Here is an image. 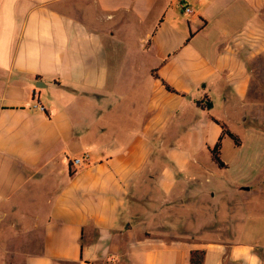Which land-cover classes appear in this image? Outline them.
Masks as SVG:
<instances>
[{"label":"crops","instance_id":"1","mask_svg":"<svg viewBox=\"0 0 264 264\" xmlns=\"http://www.w3.org/2000/svg\"><path fill=\"white\" fill-rule=\"evenodd\" d=\"M251 103L263 110L264 0H0V222L23 229V264H264L248 200L219 210L225 225L166 235L214 220L197 203L210 165L149 156L172 131L211 156L214 118L236 133Z\"/></svg>","mask_w":264,"mask_h":264},{"label":"rangeland","instance_id":"2","mask_svg":"<svg viewBox=\"0 0 264 264\" xmlns=\"http://www.w3.org/2000/svg\"><path fill=\"white\" fill-rule=\"evenodd\" d=\"M46 94L43 91V97ZM263 110L256 112L254 103L247 107V111L239 116V122L234 125L235 132L242 139L240 145H235L232 139L228 136L224 137L221 146V157L227 162V166H219L210 156L208 149L200 144L199 138L192 141L189 137L190 132L176 131L167 133V141L163 145H157L152 148L149 156L155 159H161L166 166L180 167L179 161L187 157L188 164H184V168L180 167L181 172H184L188 165L190 167H206L209 163L210 168L205 172L207 178L204 177L198 184L204 187L205 194L199 195V206L207 205L215 209L214 220L203 221L197 227L186 228V226H165L166 235L181 234L180 232L194 233L205 231V228H216L224 224L227 218L225 213L219 212L221 208L238 206L248 200V208L264 212V105ZM219 112L221 110L219 109ZM199 114L206 116L205 111L200 110ZM245 116V117H244ZM204 120V118H200ZM244 120V121H243ZM241 121V122H240ZM209 127L206 130L207 139L210 141V136L214 131ZM192 159H198L192 163ZM251 186L248 190L243 187ZM203 197V198H202ZM204 199V200H203ZM243 201V202H242ZM21 215V213H20ZM186 212H182V216ZM14 216H9L0 222V264H3V256L5 252L9 253L5 264H23V252L30 245L26 242L20 243L23 229L18 223L12 224ZM12 221V222H10ZM28 220L23 224L26 225ZM226 227V226H225ZM230 227V226H228ZM232 229V228H230ZM21 233V234H19ZM20 241V242H19Z\"/></svg>","mask_w":264,"mask_h":264},{"label":"trees","instance_id":"3","mask_svg":"<svg viewBox=\"0 0 264 264\" xmlns=\"http://www.w3.org/2000/svg\"><path fill=\"white\" fill-rule=\"evenodd\" d=\"M165 84H166V87L168 89H172L170 87V85H168L167 83H165ZM205 105L209 107L211 105V103L210 102H207V104H205ZM214 119L221 125V133L218 136V139L216 140V142L209 149H210V152H211L212 159L219 166H224V161L222 160L221 155H220V148H221V144H222V137L225 134L226 135H229L234 140L235 143H240V137L236 133H234L233 131H231L228 128V126L226 125L225 122H223V121H221V120H219L217 118H214ZM202 257H203V254L200 251H197V250L192 251L191 260L193 262L201 263L202 262Z\"/></svg>","mask_w":264,"mask_h":264},{"label":"built area","instance_id":"4","mask_svg":"<svg viewBox=\"0 0 264 264\" xmlns=\"http://www.w3.org/2000/svg\"><path fill=\"white\" fill-rule=\"evenodd\" d=\"M181 7L183 8L184 11L190 10V7L186 4L181 3ZM37 105L40 107V109H43L42 105H40V104H37ZM87 162H88V155L86 153L70 158V164L75 168H77L79 166H83Z\"/></svg>","mask_w":264,"mask_h":264}]
</instances>
